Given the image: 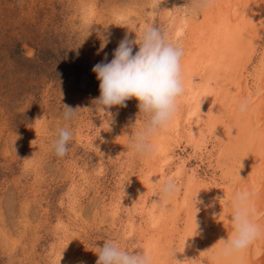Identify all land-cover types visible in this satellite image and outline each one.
I'll return each instance as SVG.
<instances>
[{"label":"rangeland","instance_id":"1","mask_svg":"<svg viewBox=\"0 0 264 264\" xmlns=\"http://www.w3.org/2000/svg\"><path fill=\"white\" fill-rule=\"evenodd\" d=\"M189 3L0 0V264H96L108 240L149 253L153 264H175L187 217L179 204L184 185L193 174L220 177L207 154L219 153L217 137L209 136L202 154L186 134L180 143L177 135L165 136L166 147L159 143L152 155L135 154L129 141L147 116L135 98L110 115L100 111L92 69L110 62L120 41L136 39L147 24L186 50L188 30L211 8L193 14ZM138 50L134 45L133 55ZM263 51L264 45L250 75ZM64 105L77 110L72 121L64 120ZM187 107L180 108L181 127L195 128L198 119L187 117ZM61 127L74 133L63 158L52 147ZM156 136L154 146L161 132ZM168 147L165 165L156 151ZM168 178L178 191L159 205V184Z\"/></svg>","mask_w":264,"mask_h":264},{"label":"bare ground","instance_id":"2","mask_svg":"<svg viewBox=\"0 0 264 264\" xmlns=\"http://www.w3.org/2000/svg\"><path fill=\"white\" fill-rule=\"evenodd\" d=\"M209 10L201 25L188 30L182 58L185 92L161 140L155 138L154 147L160 143L162 149L165 136L177 135L180 143L186 134L195 152L202 154L207 140L216 135L220 148L217 156L207 152L215 157L211 160L220 177L203 180L193 174L184 185L179 204L187 217L179 232L177 260L185 264H264V236L229 257L220 255L219 242L232 235V198L238 190L254 193V220L264 226V51L252 75L248 72L264 45V0H216ZM245 99L249 108L241 113L239 106ZM185 105L187 117L198 119L195 128L181 127L180 108ZM167 149L156 151L165 165ZM179 171L184 172L182 166Z\"/></svg>","mask_w":264,"mask_h":264},{"label":"clouds","instance_id":"3","mask_svg":"<svg viewBox=\"0 0 264 264\" xmlns=\"http://www.w3.org/2000/svg\"><path fill=\"white\" fill-rule=\"evenodd\" d=\"M212 3L213 0H190L189 11L193 14L204 11ZM134 45H138L139 50L133 55ZM183 56V47L174 42L166 31L154 24H147L136 39L130 40L125 36L120 41L110 62L97 63L92 69L100 82V96L96 100L100 111L110 115L112 107H126V101L135 98L140 113L147 116L144 128L129 141L130 150L137 155L148 156L155 152L153 137L168 128L178 111V102L185 92ZM248 108L249 101L245 99L239 111L244 113ZM76 111L64 105V120L72 121ZM73 135L68 127L57 129V138L52 144L57 157L67 155ZM177 191L175 180L165 179L159 184L157 203L164 205ZM253 197L251 190H238L233 194V232L227 239L219 241L222 242L221 256L229 257L242 252L264 236V226L254 220ZM96 253V264H153L149 253L125 250L113 240L106 241ZM174 259L175 264H185V261L177 260L176 256Z\"/></svg>","mask_w":264,"mask_h":264}]
</instances>
